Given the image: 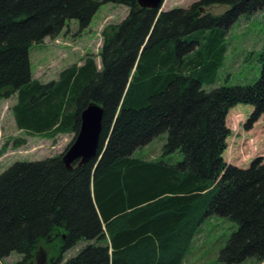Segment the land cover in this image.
<instances>
[{
	"label": "trees",
	"instance_id": "16d2710c",
	"mask_svg": "<svg viewBox=\"0 0 264 264\" xmlns=\"http://www.w3.org/2000/svg\"><path fill=\"white\" fill-rule=\"evenodd\" d=\"M107 4L129 12L103 31L101 67L88 55L57 80H34L31 48L71 21L82 35ZM216 6L229 9L206 12ZM262 10L264 0H199L160 15L138 0H0V101L16 97L20 131L73 136L64 153L0 175V261L17 253L16 264H28L41 242L59 238L47 264H183L205 223L221 218L238 230L220 261L264 264V158L243 169L223 157L231 109L253 107L246 129L264 117V48L254 85L204 88L222 67L230 27ZM92 103L104 110L98 157L68 169L63 157ZM163 134L162 157L135 155ZM177 153L181 161L167 158Z\"/></svg>",
	"mask_w": 264,
	"mask_h": 264
},
{
	"label": "rangeland",
	"instance_id": "374dc122",
	"mask_svg": "<svg viewBox=\"0 0 264 264\" xmlns=\"http://www.w3.org/2000/svg\"><path fill=\"white\" fill-rule=\"evenodd\" d=\"M199 0H165L163 10L173 8L187 9ZM228 6H216L206 10L213 15H222ZM123 5H103L94 16L89 28L78 36L79 24L71 21L56 39L34 45L30 50L31 71L34 80L47 84L59 78L60 73L73 66H81L88 55L95 56L101 67L98 54L103 44V31L106 27L121 23L128 15ZM228 51L222 67L218 70L212 84H205L207 91L219 87L254 85L262 72V51L264 48V10L253 15H242L230 29L226 39ZM16 97L0 101V175L16 162L42 161L65 152L73 139L72 135H59L54 139L20 131L13 115ZM253 112V107L238 105L230 110L227 126L231 135L227 140L224 159L227 163L246 169L257 158H264V117L250 129L245 125ZM168 135L163 134L148 146L136 152L137 157L154 160L163 156V147ZM169 160H182L180 153L170 155ZM238 230L235 223L227 219H210L195 238L190 254L183 264H227L220 261V253L227 246L233 233ZM85 244L66 254L74 256ZM61 252L59 238L38 246L34 258L28 264H47ZM23 256L12 253L0 264H16ZM240 264H259L248 259Z\"/></svg>",
	"mask_w": 264,
	"mask_h": 264
},
{
	"label": "water",
	"instance_id": "95a60500",
	"mask_svg": "<svg viewBox=\"0 0 264 264\" xmlns=\"http://www.w3.org/2000/svg\"><path fill=\"white\" fill-rule=\"evenodd\" d=\"M165 0H138L141 8L157 10L160 15L163 10ZM104 110L96 103L90 104L81 115L80 132L63 157V161L68 169H72L73 164L80 161V165L98 157L101 134L103 129Z\"/></svg>",
	"mask_w": 264,
	"mask_h": 264
}]
</instances>
